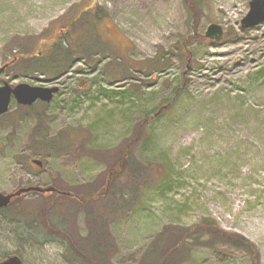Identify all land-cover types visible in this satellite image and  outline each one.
<instances>
[{"label":"rangeland","instance_id":"obj_1","mask_svg":"<svg viewBox=\"0 0 264 264\" xmlns=\"http://www.w3.org/2000/svg\"><path fill=\"white\" fill-rule=\"evenodd\" d=\"M93 1L107 16L79 27L72 38L79 52L64 73L24 72L25 58L0 74V85L60 89L30 107L13 98L0 115V193L31 185L94 191L146 125L106 199L82 204L29 192L0 209V260L17 254L23 264H88L85 255L154 264L176 242L171 231L214 220L253 242L256 264H264V23L242 27L251 0H194L197 16L185 0H0V66L20 48L38 53L40 38L60 33ZM213 23L223 29L220 41L205 36ZM84 44L91 55L81 53ZM166 52L164 68H155ZM167 100L171 108L155 118ZM208 239L189 240L168 260L255 264L247 251ZM154 245L158 257L148 259Z\"/></svg>","mask_w":264,"mask_h":264},{"label":"trees","instance_id":"obj_2","mask_svg":"<svg viewBox=\"0 0 264 264\" xmlns=\"http://www.w3.org/2000/svg\"><path fill=\"white\" fill-rule=\"evenodd\" d=\"M185 2L189 10L194 15L197 16V13L199 14V8L196 2L194 0H185ZM92 3H94V9L92 8L89 11L87 9L84 11H79V10L76 11V16L73 18L72 22L69 23L68 26L67 25L61 26L62 28L60 29V33H56L47 39L40 38L39 42L42 41L44 43V47H41L39 43V46L37 45V47H39V50H40L38 51V53L33 52L35 48L31 49V51L26 50L24 52L22 50L24 48H20V51L16 54L15 58L11 60L13 62L11 64H14L17 59H18V62H17L18 64L20 60L28 58L29 60L28 64L25 67H22L24 68L22 70L24 72H26L27 70H29L30 72L31 71H41L47 74L49 77H55V76H58L64 73L68 69V67H70L71 63H69V61H71V58H70L72 57L71 55L75 52H79V51L73 50V40H72L74 35L78 34L79 27L82 26L85 28V27H88V25L91 26L94 20L95 22L99 20H104L107 16V14L104 11H102V8L97 6L95 1H93ZM195 12L197 13L195 14ZM66 45H68V47ZM82 46H83L82 52H81L82 54L89 56L94 51L92 47L87 48V45L85 44ZM168 53L169 52H166L163 56L158 55L155 58V61L157 63L155 68H158V69L164 68L165 62H163L164 61L163 59L166 58V55ZM176 89H178V87ZM170 108H171V104L167 100L164 104H161L159 107L155 108L151 113H154L155 118H157L160 115L165 114L167 110ZM145 121L146 123L151 122L148 119ZM141 125L142 126L139 125V128L137 129L135 137L131 139L122 149L118 160L115 161V163L112 164V166L109 168L108 172L105 175L104 181L101 183L98 189L88 192V193H84V194L83 193L74 194V193L68 192L62 196L72 197V199H75L76 201H79L82 204L96 203V202L106 199V197L110 195L109 190L113 182L116 181L118 178H120L127 172L128 163L131 160L130 155H131L132 146H134L136 143L139 142V139L142 133L141 128L146 124L142 123ZM58 191L60 190L57 189L55 192L48 193V195H53L54 199H56L58 196H61V194ZM15 200L16 198L12 200L10 206H8L6 210L7 209L9 210L12 208L13 206L12 203ZM53 202L54 201H50L49 204L44 205V207L42 208L43 214L44 216H46L44 217L45 222L47 221L48 211H50L49 209ZM26 225H30V223L27 221ZM46 226L50 233L52 234L54 233L56 234V236H62V237L64 236V238H66L69 241L70 246L75 250V252L79 255H82L81 252L78 251L74 243L71 241L67 233L49 226L48 223H46ZM193 227L194 228H190V229H182L179 232L175 230L171 231L174 233V238L176 239V242L161 255L160 261L158 260V262H155L154 264H171L170 261L168 260L169 257H171L177 251L181 250V248L184 247L189 240L198 241L202 234H207L209 236V239H208L209 245H211V242H213V243L223 244L228 247H232L236 249H243L251 255V261H253L255 264L258 263V259H257L258 252H257V249L254 243L251 242L246 237H244L243 235L227 232L221 229L218 226L217 222L214 220H205L204 222H202V224L196 225ZM178 234H179V239H177ZM155 243L157 244L158 242L155 241ZM155 249H156V245H154L151 248L148 254V257H147L148 259L154 260L158 257L156 253H153ZM82 256L84 257V260L88 264L89 263L90 264H109V263H105L102 261L91 260L85 255H82Z\"/></svg>","mask_w":264,"mask_h":264},{"label":"water","instance_id":"obj_3","mask_svg":"<svg viewBox=\"0 0 264 264\" xmlns=\"http://www.w3.org/2000/svg\"><path fill=\"white\" fill-rule=\"evenodd\" d=\"M264 23V0H251L250 10L242 19L243 28H251ZM207 38L214 41H220L223 38V29L220 25L211 24L205 33ZM8 64L0 67V74L3 73ZM59 91L58 86H35L29 83H19L11 86L8 81H3L0 86V115L9 111L10 104L14 98L18 104L31 106L37 101L50 102L55 93ZM32 162L39 167H42V162L33 159ZM55 191V188H42L39 186H27L18 189L15 192L3 194L0 193V209L6 208L12 202L14 197L29 192H50ZM0 264H23L22 258L17 254H11L0 261Z\"/></svg>","mask_w":264,"mask_h":264},{"label":"flooded vegetation","instance_id":"obj_4","mask_svg":"<svg viewBox=\"0 0 264 264\" xmlns=\"http://www.w3.org/2000/svg\"><path fill=\"white\" fill-rule=\"evenodd\" d=\"M7 256H8V255H6L3 259H5ZM3 259H1V260H3ZM1 260H0V261H1Z\"/></svg>","mask_w":264,"mask_h":264}]
</instances>
